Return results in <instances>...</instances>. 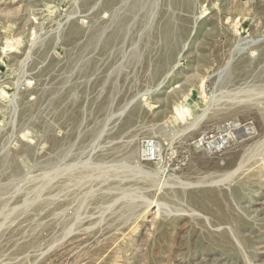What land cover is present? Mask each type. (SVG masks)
Listing matches in <instances>:
<instances>
[{"label": "rangeland", "instance_id": "obj_1", "mask_svg": "<svg viewBox=\"0 0 264 264\" xmlns=\"http://www.w3.org/2000/svg\"><path fill=\"white\" fill-rule=\"evenodd\" d=\"M0 264H264V0H0Z\"/></svg>", "mask_w": 264, "mask_h": 264}, {"label": "built area", "instance_id": "obj_2", "mask_svg": "<svg viewBox=\"0 0 264 264\" xmlns=\"http://www.w3.org/2000/svg\"><path fill=\"white\" fill-rule=\"evenodd\" d=\"M142 155L145 158L152 159L154 157V146L151 141L145 142L142 150Z\"/></svg>", "mask_w": 264, "mask_h": 264}]
</instances>
